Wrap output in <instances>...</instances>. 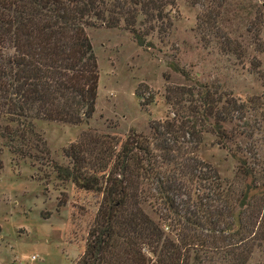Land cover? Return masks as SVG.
Instances as JSON below:
<instances>
[{
  "label": "trees",
  "instance_id": "trees-1",
  "mask_svg": "<svg viewBox=\"0 0 264 264\" xmlns=\"http://www.w3.org/2000/svg\"><path fill=\"white\" fill-rule=\"evenodd\" d=\"M176 1L0 0V153L50 165L57 178L99 195L74 264H248L264 249L263 154L245 103L230 93L169 91L172 118L149 122V135L70 145L68 167L50 164L35 131L37 120L79 124L93 113L98 74L85 27L121 26L149 47L150 33L167 32ZM207 12L198 27L215 29L217 12ZM215 38L202 37L232 53L229 40ZM205 134L235 160L230 182L196 155Z\"/></svg>",
  "mask_w": 264,
  "mask_h": 264
},
{
  "label": "rangeland",
  "instance_id": "rangeland-1",
  "mask_svg": "<svg viewBox=\"0 0 264 264\" xmlns=\"http://www.w3.org/2000/svg\"><path fill=\"white\" fill-rule=\"evenodd\" d=\"M208 8L217 12L215 29L198 27ZM167 17V32L150 33L149 47L137 46L121 26L84 28L98 74L94 110L79 124L34 122L51 165L68 167L66 150L87 137L149 135V122L172 118L169 91L203 85L245 103L248 130L264 163V0H177ZM214 36L229 40L232 53L204 43ZM196 155L224 181L233 179L236 162L211 134L203 136ZM0 163V264H74L99 195L57 178L50 165L16 160L4 149ZM142 208L159 220L154 206ZM248 264H264V249L254 251Z\"/></svg>",
  "mask_w": 264,
  "mask_h": 264
},
{
  "label": "built area",
  "instance_id": "built-area-1",
  "mask_svg": "<svg viewBox=\"0 0 264 264\" xmlns=\"http://www.w3.org/2000/svg\"><path fill=\"white\" fill-rule=\"evenodd\" d=\"M30 260H31V261H35V260H36L35 256H31V257H30Z\"/></svg>",
  "mask_w": 264,
  "mask_h": 264
}]
</instances>
